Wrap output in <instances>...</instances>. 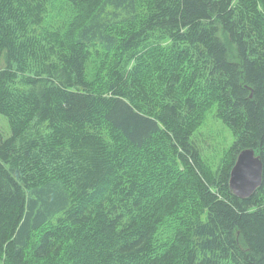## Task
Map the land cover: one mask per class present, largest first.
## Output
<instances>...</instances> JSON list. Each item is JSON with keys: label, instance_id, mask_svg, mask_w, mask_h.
<instances>
[{"label": "trees", "instance_id": "trees-1", "mask_svg": "<svg viewBox=\"0 0 264 264\" xmlns=\"http://www.w3.org/2000/svg\"><path fill=\"white\" fill-rule=\"evenodd\" d=\"M65 1L94 6L67 30L44 26L51 0H0V264L75 241L93 264H264V0ZM213 105L233 142L212 172L194 136ZM248 148L262 184L240 199ZM153 205L179 221L158 252Z\"/></svg>", "mask_w": 264, "mask_h": 264}, {"label": "rangeland", "instance_id": "rangeland-1", "mask_svg": "<svg viewBox=\"0 0 264 264\" xmlns=\"http://www.w3.org/2000/svg\"><path fill=\"white\" fill-rule=\"evenodd\" d=\"M94 4L85 3L82 5L75 6L71 8L65 0H51L50 12L45 20L44 26L50 27L60 21H68L66 23L67 30H70L72 24L69 22L71 20L80 19L84 17L86 12L92 9ZM63 25V24H61ZM76 28L72 29L70 33H74ZM116 62L112 60L110 53H104L103 51L99 54L96 59H93L91 66V77L95 81L102 82L106 79L107 73L112 66H115ZM146 80H152V69H149L146 75ZM149 83V82H148ZM149 85L153 87L150 83ZM155 91L154 88H152ZM0 132L3 136L7 137L9 135V127L5 117L0 115ZM194 139L197 143L198 148L202 153V158L205 165L213 172L221 164H225L229 161L231 157L230 147L233 142V135L230 129L225 126L216 114V106L208 107L202 116V120L199 126L196 128ZM137 159H134V162ZM168 168L166 163L161 164V170ZM154 172V175L158 173ZM163 195L168 197L170 195V190H164ZM164 197V196H162ZM157 207L158 213L161 214L163 218V224L158 228L157 242L155 245V252L162 251L164 248L172 244V234L179 225V221L175 216L168 215L167 212L162 210L161 206H151ZM95 245L100 246V241L95 240ZM78 249L76 252L75 250ZM64 254L66 256V261L64 263H56V258L51 259L50 262H55L52 264H93L87 257L84 260H80L78 257L82 255V251L79 249V242L75 241L69 244L67 248L64 249ZM89 255V254H87ZM69 256L71 259H69Z\"/></svg>", "mask_w": 264, "mask_h": 264}, {"label": "water", "instance_id": "water-1", "mask_svg": "<svg viewBox=\"0 0 264 264\" xmlns=\"http://www.w3.org/2000/svg\"><path fill=\"white\" fill-rule=\"evenodd\" d=\"M262 170V160L254 150H242L230 171V192L240 199L250 197L262 184Z\"/></svg>", "mask_w": 264, "mask_h": 264}, {"label": "bare ground", "instance_id": "bare-ground-1", "mask_svg": "<svg viewBox=\"0 0 264 264\" xmlns=\"http://www.w3.org/2000/svg\"><path fill=\"white\" fill-rule=\"evenodd\" d=\"M248 149H250V148H248ZM239 153H240V152H239ZM239 153H238V154H239ZM237 156H238V155H237ZM236 158H237V157H236ZM235 162H236V161H235ZM234 164H235V163H234ZM233 166H234V165H233ZM231 169H232V168H231ZM230 171H231V170H230ZM229 177H230V175H229ZM228 184H229V183H228ZM260 186H261V185H260ZM260 186H259V187H260Z\"/></svg>", "mask_w": 264, "mask_h": 264}]
</instances>
